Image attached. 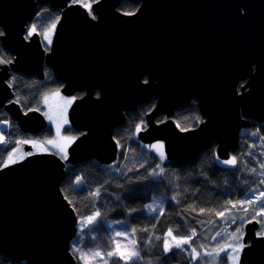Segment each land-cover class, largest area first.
I'll list each match as a JSON object with an SVG mask.
<instances>
[{
	"label": "water",
	"instance_id": "obj_1",
	"mask_svg": "<svg viewBox=\"0 0 264 264\" xmlns=\"http://www.w3.org/2000/svg\"><path fill=\"white\" fill-rule=\"evenodd\" d=\"M122 1L93 2L89 14L70 0H0L1 40L14 53L11 63L0 64V108L23 132L38 135L48 119L15 98L13 72L45 78L49 67L64 94L84 92L68 111L81 133L66 159L19 141L31 155L0 168V253L8 257L78 264L71 251L78 214L61 188L66 165L115 162V128L153 96L138 139L163 141L167 158L178 163L215 142L217 156L229 159L241 129L252 119L264 122V0H140L134 15L124 14ZM39 4L61 9L49 49L40 31L25 38ZM192 99L203 120L183 129L173 115ZM259 228L258 219L245 224L240 264H264Z\"/></svg>",
	"mask_w": 264,
	"mask_h": 264
},
{
	"label": "trees",
	"instance_id": "obj_2",
	"mask_svg": "<svg viewBox=\"0 0 264 264\" xmlns=\"http://www.w3.org/2000/svg\"><path fill=\"white\" fill-rule=\"evenodd\" d=\"M92 3V0H84ZM140 0H123L119 7L124 12H134ZM31 24L47 30L56 24L61 15L60 8L39 4ZM0 32L4 33L0 23ZM0 56L12 60L14 53L1 40ZM145 80L148 79L146 74ZM10 83L15 89L16 99L26 109L41 110L43 98L62 82L51 69L46 67L44 79L21 72L12 73ZM245 81H240L239 88ZM81 93H78L80 95ZM157 98L153 96L135 111L126 112V121L115 128L114 136L119 143L118 159L111 164H102L96 159L66 165V176L61 183L66 198L75 208L78 219L100 213L92 224L79 227L78 234L71 242V251L81 261L74 248H83L89 253L106 254L115 249L114 237L107 220H125L135 236L139 254L126 260L118 254L108 256L105 264H201V258L192 261L191 249L201 253V245L216 246L217 233L228 230H243L244 220L253 218L264 205V122L251 120L241 129L238 147L231 150L236 157L234 165H223L216 154L217 142L204 149L191 161L178 163L165 160L160 168L157 153L142 143L136 136L138 124L146 122V114L154 107ZM165 118L160 114L157 119ZM173 118L183 128L197 126L202 120L197 99H192L175 109ZM12 123L9 143H0V168L7 162L11 148L19 138L35 136L45 139L50 136L51 126L38 135L23 132L9 113L0 108V122ZM67 132L81 133L71 125ZM218 158V159H217ZM81 184H77V180ZM99 190V195H92ZM162 194L160 210L148 212V203L153 196ZM249 194H256L258 202ZM235 205V207H233ZM252 211H245L247 207ZM244 211V212H243ZM223 213V215H217ZM243 222L239 223L238 218ZM259 217V216H257ZM171 230L181 237L194 236L188 248L164 250L165 236ZM195 234V235H194ZM224 239H227L224 234ZM0 264H33L0 253ZM203 264V263H202Z\"/></svg>",
	"mask_w": 264,
	"mask_h": 264
},
{
	"label": "rangeland",
	"instance_id": "obj_3",
	"mask_svg": "<svg viewBox=\"0 0 264 264\" xmlns=\"http://www.w3.org/2000/svg\"><path fill=\"white\" fill-rule=\"evenodd\" d=\"M32 25L33 24H31L28 27V31ZM54 30L55 28L54 29L49 28L47 30H43V28H40L37 26V31L41 32L42 37H43V42L47 48H49V45L51 44L48 41L49 40L52 41ZM45 34H47L48 39H45ZM78 93H81V94L78 95ZM82 94L83 92H77L75 95H66L59 88L51 91L48 95H46L43 98L42 107H41V110L46 115L48 119V123L51 126L50 136L46 137L45 139H40L39 137L29 135L26 137H21L19 138V140L28 141L29 143L34 142L33 143L34 152H55L64 158V153L61 152V149L63 148L67 152V156H68V148L77 137L75 133L66 131V127L70 126L68 111H69V108L72 102L74 101V99L72 98H77L81 96ZM69 100H71L70 104L68 103ZM143 125H146V122ZM11 128H12V123L8 124L7 130H4L0 123V136H2L5 141L3 144L9 143L13 139L10 137V132H9ZM137 131L138 130L136 129L135 131L136 136H137ZM66 137L74 138V139L71 142H69V140L65 139ZM47 141H52V143H47ZM155 144H163L164 146L163 141H156L150 145L148 144L146 145L152 149L151 146ZM163 151L166 156L165 159H160L159 155L157 154L159 157V162H160V165H159L160 168L158 169V172L163 170V163L165 160L168 159L164 147H163ZM10 154H12L13 160L17 161L19 159H22L26 154H28V151L24 149V146L22 144L17 143L11 148L9 155ZM8 157H7V162H9ZM231 158L232 156L229 159ZM229 159H220L219 162L223 165H227V164H224L223 161L229 160ZM248 197H250L251 199H246V200L253 199L254 201L258 202V199H256L257 198L256 194H249ZM163 198L164 196L162 194L153 196L152 201L148 203L146 210L148 212H154V211L160 210L163 206L162 204ZM149 206H151V208ZM245 211H252V207L248 206L245 209ZM259 212H261V210L257 211V213ZM243 217H245V215L238 218L239 223H241V221L243 222L242 220ZM255 219L259 220L260 226H261L260 229L258 230V233L264 231V215H260L259 217H256ZM249 220H244V221L246 223ZM82 221L83 219L78 221V226L80 228L82 225H86V226L88 225L87 223H82ZM245 223L243 225V230L234 232V230L226 229V232L224 231L223 233L225 234L227 239H224V234L222 233H220V235H217L218 237L217 240L219 241L218 244H216V246H209V247L204 245V247L201 248V253H199L200 255L196 258H192V261H195L201 258V264L202 263L203 264H233V259H232L233 247H237L240 244L245 245L243 242ZM107 225L111 229L113 237H114L115 249L111 251L112 255L118 254L122 257L121 254H123V258L126 260L136 257L137 255H132V254L133 252L139 254V248L137 246L135 236L128 222L125 220H119V221L107 220ZM117 233H119L120 235H117ZM171 233H172V237H176L177 240H180L181 238H189V237L178 236L174 234L173 232ZM234 233L236 234V236H239L240 238L239 239L234 238L233 236ZM172 237L168 236V233L165 236L166 240L168 241L170 245H173L177 242L176 240H173ZM193 237L194 236H190V240ZM189 244L190 242L188 244H183L182 247L185 248ZM228 245H232L233 247H228ZM221 248H225L226 250L220 251ZM205 252L212 253V255H205L204 254ZM216 253H218V255H216ZM81 254H84L82 259L80 258ZM108 256L109 255H106V254L94 255L92 253H89V251L83 248H81L80 252L78 253V258L81 261V264H105V260L108 258ZM239 257H240V252H239ZM238 264H239V260H238Z\"/></svg>",
	"mask_w": 264,
	"mask_h": 264
},
{
	"label": "snow or ice",
	"instance_id": "obj_4",
	"mask_svg": "<svg viewBox=\"0 0 264 264\" xmlns=\"http://www.w3.org/2000/svg\"><path fill=\"white\" fill-rule=\"evenodd\" d=\"M92 2L98 3L99 0H92ZM70 3L73 4V5L80 4L82 7L88 9L89 10V14H91V11H92V3L91 2L86 3V2H84V0H70ZM124 14L125 15H134L135 13L134 12H125ZM93 19H95V16H93ZM57 22H58V18H57ZM51 28L54 29L55 28V24H53L51 26ZM36 31H37V26L35 24H33L31 26V28L29 29L28 34H27V36L25 38L28 39ZM2 35H4V33L3 32H0V36H2ZM45 39H48L47 34H45ZM48 42L51 43L50 40ZM11 62H12L11 60H5V59H3L2 56H0V64L11 63ZM145 83H147V81H145ZM72 99H75V98H72ZM68 103L70 104L71 103V100H69ZM136 127H137V130H139L141 127H146V125L138 124ZM65 139H67V140H69V142H71L74 138L66 137ZM4 142H5L4 141V138L2 136H0V143H4ZM25 143H29V142L28 141H25ZM47 143H52V141H47ZM151 147H152V149L154 151L157 152V154L159 155L160 159H165L166 158L165 153L163 151V147H164L163 144H155V145H152ZM61 152L64 153V158H67V152L63 148L61 149ZM29 155H31V153H29ZM8 160H9V162H15L13 160L12 154L9 155ZM223 163L224 164H227V165H234L236 163V157H232L229 160H225V161H223ZM4 166L6 167L7 166V163ZM76 183L77 184H81L82 181L78 179L76 181ZM261 183H264V181H261ZM92 195H94V196L99 195V190H97ZM260 195L261 196H264V193H261ZM149 207L151 208V206H149ZM233 207H235V205H233ZM153 210H155V209H153ZM99 215H100V213L97 211L92 216H88V217L84 218V220L82 221V223L92 224V223L95 222L96 217H98ZM217 215H223V213H218ZM260 215H264V205L261 206V212L255 213L253 215V219H255L257 216H260ZM237 231H239V230H237ZM259 234L262 237H264V231L260 232ZM117 235H120V234L117 233ZM217 235H220V233H217ZM168 236L172 237L171 230L168 231ZM233 236L236 239H239L240 238L239 236H236L235 233L233 234ZM172 239L177 241L173 245H170L167 240L164 241V250L165 251H171L173 247H175V248H181L183 244H188L190 242V237L189 238H181L180 240H177L176 237H172ZM200 247L203 248L204 246L201 245ZM228 247H233V246L232 245H228ZM243 247H244V245H242V244L238 245L237 247H233V254H232L233 264H238L239 252L242 251ZM225 250H226L225 248H221L220 249V251H225ZM74 251L77 252V253H79L80 252V249L79 248H74ZM191 251H192V254H193V258H196V257H198L200 255L196 251L195 248L191 249ZM204 254L205 255H212V253H209V252H205ZM83 255L84 254H81V257H80L81 259L83 258ZM94 255H99V253H95ZM108 255L111 256L112 253L109 252ZM121 255H122V258H123V254H121ZM132 255H138V253L133 252ZM216 255H218V253H216Z\"/></svg>",
	"mask_w": 264,
	"mask_h": 264
},
{
	"label": "clouds",
	"instance_id": "obj_5",
	"mask_svg": "<svg viewBox=\"0 0 264 264\" xmlns=\"http://www.w3.org/2000/svg\"><path fill=\"white\" fill-rule=\"evenodd\" d=\"M92 3H93V2H92ZM50 7H51V6H50ZM37 10H38V9H37ZM36 14H37V13H36ZM59 18H60V17H59ZM30 22H31V21H30ZM30 22H29V23H30ZM29 23H28V24H29ZM56 23H57V22H56ZM55 26H56V25H55ZM27 28H28V26H27ZM27 32H28V30H27ZM40 33H41V32H40ZM42 38H43V37H42ZM44 45H45V44H44ZM49 46H50V45H49ZM45 47H46V45H45ZM46 48H47V47H46ZM48 49H49V48H48ZM12 52H13V51H12ZM13 58H14V57H13ZM48 68H49V67H48ZM49 69H51V68H49ZM45 71H46V68H45ZM52 72H53V71H52ZM13 73H15V72H13ZM24 74H25V73H24ZM26 75H27V74H26ZM35 76H37V75H35ZM45 77H46V76H45ZM42 79H44V78H42ZM61 82H62V81H61ZM62 84H63V82H62ZM61 86H62V85H61ZM59 89H61V87H60ZM14 90H15V89H14ZM83 93H84V92H83ZM74 95H75V94H74ZM15 98H16V97H15ZM34 108H35V107H34ZM25 109H26V108H25ZM26 110H27V109H26ZM41 111H42V110H41ZM13 120H14V119H13ZM6 121H9V120H6ZM9 122H10V121H9ZM16 122H17V121H16ZM0 123H1V122H0ZM10 124H11V122H10ZM70 125H71V124H70ZM19 127H20V126H19ZM48 127H49V126H48ZM20 129H21V128H20ZM32 135H35V134H32ZM20 141H23V140H20ZM18 143H19V141H18ZM32 144H33V143H32ZM22 145H23V144H22ZM31 152H34V150L31 151ZM31 152H28V154L31 153ZM26 155H27V154H26ZM26 155H25V156H26ZM25 156H24V157H25Z\"/></svg>",
	"mask_w": 264,
	"mask_h": 264
},
{
	"label": "built area",
	"instance_id": "obj_6",
	"mask_svg": "<svg viewBox=\"0 0 264 264\" xmlns=\"http://www.w3.org/2000/svg\"><path fill=\"white\" fill-rule=\"evenodd\" d=\"M4 124H6V125H4ZM8 124H9L8 121H3V122H1V126H2V128H3L4 130H7V129H8Z\"/></svg>",
	"mask_w": 264,
	"mask_h": 264
},
{
	"label": "bare ground",
	"instance_id": "obj_7",
	"mask_svg": "<svg viewBox=\"0 0 264 264\" xmlns=\"http://www.w3.org/2000/svg\"><path fill=\"white\" fill-rule=\"evenodd\" d=\"M3 121H6V120H2L1 122H3ZM8 122H9V121H8ZM9 124H10V122H9ZM114 133H115V131H114ZM240 133H241V132H240ZM246 223H247V222H246ZM246 223H245V224H246ZM78 230H79V226H78ZM186 248H188V247H186ZM188 249H189V248H188ZM241 252H242V251H240V255H241ZM239 258H240V257H239ZM239 264H240V263H239Z\"/></svg>",
	"mask_w": 264,
	"mask_h": 264
},
{
	"label": "flooded vegetation",
	"instance_id": "obj_8",
	"mask_svg": "<svg viewBox=\"0 0 264 264\" xmlns=\"http://www.w3.org/2000/svg\"><path fill=\"white\" fill-rule=\"evenodd\" d=\"M47 49H48V48H47ZM260 227H261V226H260ZM259 229H260V228H259ZM259 229H258V230H259Z\"/></svg>",
	"mask_w": 264,
	"mask_h": 264
}]
</instances>
